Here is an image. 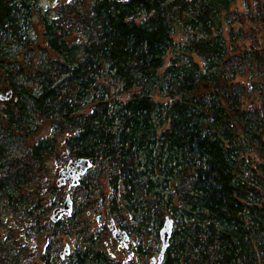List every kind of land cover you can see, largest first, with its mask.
I'll list each match as a JSON object with an SVG mask.
<instances>
[{
    "label": "trees",
    "instance_id": "1",
    "mask_svg": "<svg viewBox=\"0 0 264 264\" xmlns=\"http://www.w3.org/2000/svg\"><path fill=\"white\" fill-rule=\"evenodd\" d=\"M239 1L0 0V228L4 208L31 219L44 264L65 236L59 264H119L87 216L106 212L145 258L169 218L162 264H264V0ZM62 136L65 163L93 166L55 224L62 199L30 189Z\"/></svg>",
    "mask_w": 264,
    "mask_h": 264
},
{
    "label": "rangeland",
    "instance_id": "2",
    "mask_svg": "<svg viewBox=\"0 0 264 264\" xmlns=\"http://www.w3.org/2000/svg\"><path fill=\"white\" fill-rule=\"evenodd\" d=\"M68 0H41V5L43 8L49 3L56 6L61 2H65ZM238 9L240 11L244 10V3L243 0H240L238 5ZM37 17L34 18V23L36 25V28L39 29V25H37ZM236 29L240 27V25L235 26ZM260 31H258L257 37L259 42V45L261 46V43L264 41V24L258 25ZM261 42V43H260ZM250 43L249 40L246 41V44L248 45ZM126 96H123L125 98ZM257 97V95H256ZM156 99H161L157 97ZM163 100V99H161ZM260 102H257V105H259ZM50 132V126L44 125L38 133L33 134L31 137L28 138L26 142V146L29 147L32 144L36 143L39 139L47 136ZM65 139V136H62L58 139V146L55 156H50L46 160V170L41 173L40 177L36 180V183L33 184V186L30 189V192L33 194L36 190H38L40 193H44L47 198L45 199V202H47L49 199L57 200L62 199V203L65 200L66 196L68 194L70 195H77L75 192V189L70 187L69 185H66L62 188H58V191L54 192V195L52 196L51 190H48L51 186L57 187V179H58V173L61 170H64L66 168L65 163L68 160V156L64 152V146L63 141ZM3 140V138L0 139V141ZM52 196V197H51ZM64 198V199H63ZM62 205V204H61ZM59 205V206H61ZM53 210H49V215L47 216L49 219L53 213ZM82 216H86V213ZM88 217L89 224L93 230L100 231L103 229L104 226H106L107 231L106 233L102 234L100 244L104 247L105 250H107L109 253L115 254V261L119 264H128V263H136V264H150L151 257H142L140 254H137L134 250H123L119 243L114 239L111 232L108 229L109 220L106 212H95L90 214ZM2 219L6 223V228L1 227L0 228V254L2 255L0 258V264H16L17 261L18 264H44L41 262L40 254L46 251V246L48 243V237L43 236L40 234L39 236H33L29 230L28 225H32L31 219L24 216L21 217V214L12 212L11 210H8L7 208L2 209ZM50 222H52L50 220ZM53 223V222H52ZM11 241V242H10ZM13 245L15 248L13 251H15L17 246L23 245L24 251H18L16 254H18V259H15L13 256V253H7L4 252L8 251L9 245ZM15 244V246H14ZM69 244L71 247V251L74 249V242L72 238L64 237L62 241V248L57 251L58 256V262L57 264L61 263L60 261V254L63 252L65 246ZM159 249H161V241L156 244ZM21 252V253H19ZM160 253V250L155 256H158ZM71 255V252H70ZM69 255V256H70ZM64 259H61L64 261L67 257ZM6 259V260H5ZM2 260V261H1Z\"/></svg>",
    "mask_w": 264,
    "mask_h": 264
},
{
    "label": "water",
    "instance_id": "3",
    "mask_svg": "<svg viewBox=\"0 0 264 264\" xmlns=\"http://www.w3.org/2000/svg\"><path fill=\"white\" fill-rule=\"evenodd\" d=\"M11 98V92H9L6 96L2 98V100L7 101ZM93 166L92 162L89 159L86 158H80L78 160H71L66 165V168L64 170H61L58 173V179H57V186L59 188H62L66 185H69L72 188L78 187L80 185L81 178L87 173L89 169H91ZM1 177V174H0ZM74 211V202L72 200V197L70 194H68L63 201L62 205L60 207H57L53 210V213L50 217V220L53 223H58L63 217L71 218ZM108 229L111 231L112 236L118 243H120L122 248H128L130 237L125 232L120 230L115 221L111 220ZM173 231V221L169 218H166V222L163 226V228L160 230V239H161V251L157 257H152L150 259V264H162L164 255L170 245V240L172 236ZM71 252V247L69 244H67L61 252L60 256L62 259L65 258V256H69Z\"/></svg>",
    "mask_w": 264,
    "mask_h": 264
},
{
    "label": "flooded vegetation",
    "instance_id": "4",
    "mask_svg": "<svg viewBox=\"0 0 264 264\" xmlns=\"http://www.w3.org/2000/svg\"><path fill=\"white\" fill-rule=\"evenodd\" d=\"M4 97V94L2 92H0V122L5 120V115H4V110H5V101L2 100V98ZM0 139H1V136H0ZM64 218H67V217H63L62 219ZM61 219V220H62ZM111 220H109V223H110ZM118 227V226H117ZM121 230V229H120ZM110 231V230H109ZM111 232V231H110ZM112 234V233H111ZM130 237V242H129V247L128 248H122L120 243V247L124 250H132V247L136 245V242L134 241L133 237L129 236ZM118 242V241H117ZM67 256V255H66ZM65 256V257H66ZM115 257V254L113 255ZM62 259V258H61Z\"/></svg>",
    "mask_w": 264,
    "mask_h": 264
}]
</instances>
